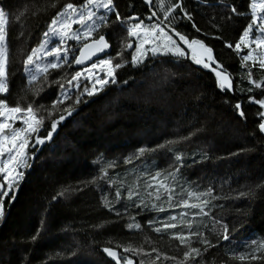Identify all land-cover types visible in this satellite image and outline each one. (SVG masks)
I'll list each match as a JSON object with an SVG mask.
<instances>
[{
	"label": "snow or ice",
	"instance_id": "1",
	"mask_svg": "<svg viewBox=\"0 0 264 264\" xmlns=\"http://www.w3.org/2000/svg\"><path fill=\"white\" fill-rule=\"evenodd\" d=\"M57 2L25 6L23 11H14L0 3V222L5 220L6 204L15 202L42 150L55 142L64 122L79 116L102 93L107 95L110 86L119 85L121 91L125 86L134 87L137 83L134 73L143 76L157 73L159 69L158 74L168 80L178 75L172 69L185 62L197 66L194 70H207L214 78L213 91L222 97L221 103L234 113L237 122L247 123L246 105L258 106L255 128L248 135L257 138L259 134V142L264 146V0H247L246 10H242L245 8L242 0H142L146 14L136 11L134 4L127 5L130 12L122 13L116 0H83L82 3L69 0L51 16L39 44L22 60L23 95L10 103V84L16 76L10 67L12 27L20 25L23 29L29 13L32 17L46 16L49 8L57 7ZM218 6L224 10L219 20L213 16L208 21L218 33L213 39L235 54L238 67L226 65L220 58L221 53L215 51V45L200 38L208 36L197 19L200 9ZM242 20L247 23L238 39L234 42L226 39L225 33L234 30ZM116 28L123 29L126 37L113 55L109 30ZM22 36L23 30L16 39ZM122 69L129 71L127 78L120 77ZM255 72L261 74L259 79ZM204 98L203 94L196 97L197 100ZM205 131L207 126L202 125L187 135L165 139L154 147L141 146L124 157L123 164L133 165L130 171L138 173L130 183L118 180L119 174L110 177L108 170L117 168L119 161L107 160L104 153H98L94 161L100 165L98 175L75 185L62 186L51 197L45 213L58 198L71 201L89 185L103 180L108 191L101 190L100 206L116 219L101 220L89 227L101 230L124 221L121 225L124 229L139 232L146 226L156 234H167L171 241L177 242L180 253L179 257L168 255L157 247L145 250L131 243H117L113 247L109 241V246L100 251L110 261L114 264H158L162 260L173 264H205L210 250L235 239L234 234L244 227L252 212V203L257 198L264 200V177L221 194L214 184L202 188L199 178L192 180L187 176L186 170L213 158L206 151L189 156L178 146ZM251 150L241 147L230 152L228 158ZM162 151L170 155V160L161 168L152 158ZM134 161L140 164L135 165ZM145 161L152 167H142ZM239 199L249 201L248 208H236L235 222L226 221L222 215L226 204L221 201ZM46 230L47 217L42 216L40 227L21 243L36 244ZM243 248L229 249L225 255L229 261L239 264H264V238L252 239ZM67 249L72 256L81 252L95 254L91 243L82 245L75 240ZM21 264H31V261L25 256Z\"/></svg>",
	"mask_w": 264,
	"mask_h": 264
},
{
	"label": "trees",
	"instance_id": "2",
	"mask_svg": "<svg viewBox=\"0 0 264 264\" xmlns=\"http://www.w3.org/2000/svg\"><path fill=\"white\" fill-rule=\"evenodd\" d=\"M46 2L51 3L52 0H0V3L14 11H23L25 6L31 7L33 4L39 7ZM66 2L69 0H58L57 7L49 8L46 16L32 17L29 13V19L23 29L20 25L12 27L10 67L16 71V76L10 84V103H15L23 95L21 87L25 84V78L22 74V60L32 47L39 44L46 23ZM71 2L82 3L83 0ZM116 2L122 13L130 12L131 9L127 5L134 4L136 11L146 14L142 0ZM246 2L247 0H242L245 5L242 10H246ZM223 11L219 6L216 9H200L197 19L202 29L208 32L207 37L200 38L215 45V51L221 53L220 58L226 65L238 67V58L230 50L223 49L220 41L213 39L218 33L208 23L213 16L219 20ZM246 23V20H242L234 30L225 33V38L234 42ZM21 30L24 36L16 39ZM109 31L114 55L120 41L126 37V32L119 28ZM194 69H197V66L185 62L183 66L172 69L178 75L168 80L158 74L159 69L157 73H146L143 76L134 73L137 81L134 87L125 86L121 91L119 85L110 86L107 95L102 93L95 98V103L85 107L79 116L64 122L59 128L55 142L42 150L15 202L6 204V217L0 222V264H21L25 256L31 264H114L100 251L102 247L109 246V241L113 247L117 243H131L134 246H142L145 250L157 247L161 252L179 257L177 242L171 241L167 234L152 232L146 226L139 232L124 229L121 226L124 221H121L120 225L112 224L101 230L89 227L101 220L116 219L100 206L101 190L108 191L106 181L103 180L96 185H89L71 201L58 198V201L52 202L49 212L45 213L51 197L60 191L62 186L75 185L78 181L98 175L100 165L94 163L98 153H104L107 160L119 161L117 168L108 170L110 177H117L119 174L118 180L130 183L138 173L130 171L133 165L123 164L124 157L141 146L154 147L165 139L187 135L206 125L207 131L198 133L190 141L178 146L189 156L206 151L213 158L203 165L186 170L190 179L199 178L202 188L209 183L214 184L217 192L223 194L230 188L240 189L241 186L264 177V146L259 142V134L257 138L248 135L255 128L258 106L246 105L247 123L237 122L234 113L221 103L222 97L213 91L212 74L207 70ZM128 75L129 71L120 70L122 79ZM255 75L259 79L261 74L255 72ZM202 94L206 98L197 100L196 97ZM241 147L252 150L239 157L228 158L230 152ZM152 159L162 168L167 166L170 155L162 151ZM196 159H199V155ZM134 164L139 165L140 162L134 161ZM142 167L151 168L152 165L145 161ZM221 203L226 204L222 215L230 222L237 219L236 208L246 209L249 206L246 199ZM251 206L252 212L244 227L234 234L235 239L223 242L222 247L210 250L206 255L205 264H239L238 261H229L225 253L229 249L244 250L243 246L252 239L264 238V200L257 198ZM42 216L47 217V230L36 244H22V240L34 234L40 227ZM137 219L144 224L143 219ZM74 240L82 245L91 243L95 254L87 255L81 252L72 256L67 246ZM158 264L173 262L162 260Z\"/></svg>",
	"mask_w": 264,
	"mask_h": 264
},
{
	"label": "water",
	"instance_id": "3",
	"mask_svg": "<svg viewBox=\"0 0 264 264\" xmlns=\"http://www.w3.org/2000/svg\"><path fill=\"white\" fill-rule=\"evenodd\" d=\"M110 44L112 45V43L110 42ZM111 51H112V49H111Z\"/></svg>",
	"mask_w": 264,
	"mask_h": 264
},
{
	"label": "rangeland",
	"instance_id": "4",
	"mask_svg": "<svg viewBox=\"0 0 264 264\" xmlns=\"http://www.w3.org/2000/svg\"><path fill=\"white\" fill-rule=\"evenodd\" d=\"M70 43H72V42H70Z\"/></svg>",
	"mask_w": 264,
	"mask_h": 264
}]
</instances>
